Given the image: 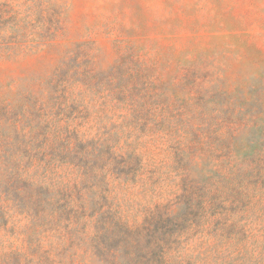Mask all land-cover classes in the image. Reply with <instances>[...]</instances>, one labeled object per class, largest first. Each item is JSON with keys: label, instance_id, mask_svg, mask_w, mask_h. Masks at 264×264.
Here are the masks:
<instances>
[{"label": "rangeland", "instance_id": "obj_1", "mask_svg": "<svg viewBox=\"0 0 264 264\" xmlns=\"http://www.w3.org/2000/svg\"><path fill=\"white\" fill-rule=\"evenodd\" d=\"M38 142L105 184L42 229L1 194L0 256L264 264V0H0V192Z\"/></svg>", "mask_w": 264, "mask_h": 264}, {"label": "trees", "instance_id": "obj_2", "mask_svg": "<svg viewBox=\"0 0 264 264\" xmlns=\"http://www.w3.org/2000/svg\"><path fill=\"white\" fill-rule=\"evenodd\" d=\"M47 155L49 153L45 151L43 142H38L33 145L30 156H33L34 159H31L30 163L25 166L23 165L24 162L12 155L7 162L9 165L8 169L10 167L12 171L4 180L5 191H1L0 195L6 193L8 198H12L15 204L20 206L19 209L22 212L35 220L34 223H36L38 228L42 229L46 223L57 224L62 221H66L69 226L81 223L86 217L87 207V203H84L87 201L84 195V189L86 186L93 188L95 185L105 184L106 172L102 173L104 167L98 164L88 167V163L84 162L83 175L86 186L79 188L76 182L77 177L74 180L72 179V183L67 182L68 184H63V180H65L67 174H74L72 169L68 170L67 174L64 171H59L63 167V164L67 162L66 158H69V164H73L76 161L78 162L76 165L81 166L82 160L79 159L80 154L69 147L68 143H65L64 145L56 144L52 147V156L50 159H46ZM63 158L64 161H62ZM35 162L36 168L33 173H30L29 170ZM139 164L137 162L138 168L140 166ZM98 174L103 175L99 180L100 183L95 182V184L93 183L90 186L91 176L92 178H96ZM102 193L106 194L107 192L105 190L100 195ZM101 198L104 199L105 196L101 195ZM94 214L95 209L89 213L88 217L93 218ZM118 220L119 218H117ZM102 221H104L103 216L98 222ZM83 223L87 225L89 221L86 220ZM54 227L58 226L54 225ZM108 231V229L104 231L103 228L102 231H99V235L102 232L101 236L103 237V234H108ZM37 251L34 250V255ZM9 254L11 255L0 256V262H4L8 257L13 256L17 261L16 264H50L48 252L44 254L40 253L37 260H35L36 258L33 253L29 254L12 250Z\"/></svg>", "mask_w": 264, "mask_h": 264}]
</instances>
